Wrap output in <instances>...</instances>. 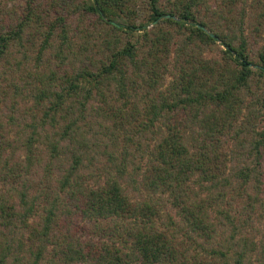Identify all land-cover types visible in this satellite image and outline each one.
Here are the masks:
<instances>
[{
    "label": "trees",
    "instance_id": "1",
    "mask_svg": "<svg viewBox=\"0 0 264 264\" xmlns=\"http://www.w3.org/2000/svg\"><path fill=\"white\" fill-rule=\"evenodd\" d=\"M136 1H84L114 35L100 58L71 53L62 18L42 31L38 72L56 86L36 87L42 114L30 113L25 140L33 166L26 176L0 167V224L13 230L0 229V264H264L263 115L250 102L264 108L251 95L254 76L264 83V43L253 54L241 21L225 33L202 13L207 0H145L150 23L167 25L152 38L129 21ZM32 4L0 25V65L15 47L29 56ZM57 26L63 47L44 62ZM139 31L144 42L131 39ZM216 44V59L185 56Z\"/></svg>",
    "mask_w": 264,
    "mask_h": 264
},
{
    "label": "rangeland",
    "instance_id": "2",
    "mask_svg": "<svg viewBox=\"0 0 264 264\" xmlns=\"http://www.w3.org/2000/svg\"><path fill=\"white\" fill-rule=\"evenodd\" d=\"M28 1L29 0H0V25L2 23L11 24L14 20L17 21L20 19L27 12L26 10L28 7L26 5ZM84 1L86 0H34V5L32 4L31 7L34 10V14H31V20L22 35L24 39L23 50L27 51L29 56L21 58L20 53H18L19 51H17L15 47L14 55L7 56L1 62L0 167L4 168V172L17 174L21 171L19 175H25L24 173L28 172V169L33 166H31V162H29L30 159H27V142L25 140H27L28 129L26 124L29 122L30 113L34 112L38 117L42 114V108L40 109L42 104L39 106L35 102V99L41 101L39 96L41 94L36 91V87H47L49 83L53 87L56 86L55 81H49V79L38 72L41 67L40 62H38L35 57L37 49L44 39L43 34H41L42 31L47 29L49 24L55 22L56 19L62 18L65 23L64 26L67 27L68 37L72 39V43H70L71 53H75L79 56L91 55L95 58H100L102 56L99 50L100 47H102L101 43L103 39H110V37L114 36L113 34L108 35L106 32L107 28L102 27L101 24L98 25L90 15L82 11ZM165 4L169 5L167 4V0H161L162 7H164ZM206 5L202 13L208 20H214L215 22L217 20L225 33L230 32L234 35L236 34L235 31L238 30V21H241L245 36L250 41L249 46L251 52L255 54L258 49H261L264 43V0H235L234 4H230L229 0H207ZM215 9L221 11L227 19L224 20L218 16L216 17L213 12ZM131 11L132 13L129 21L136 24H145L146 30L150 31V34H148L152 38L155 37L161 27H167L165 24H159L157 27L150 23V12L145 0H137L134 6H132ZM105 27L107 26L105 25ZM169 28L172 35L167 43L171 51L174 50L177 44L172 46V42L174 41V28ZM59 30L60 28L57 26L55 34L49 39L51 46H48L44 50V62L53 61L54 56L52 53H55L58 49L63 47L59 46L61 44L60 36L58 35ZM139 32L140 33L135 37H131V39L144 42L143 37L139 36L142 34V31ZM118 36L119 39L122 40L130 38L124 33H119ZM175 41H178L177 38H175ZM145 44L147 48L150 46L149 41H145ZM194 49L196 51L191 50L190 54L185 56L190 57V59L192 55H194L193 58L216 59L222 56V52L220 51L223 47L220 44L214 46L200 45L199 50L197 48ZM64 52H66V50H64ZM13 57L17 58L14 59ZM83 59L84 57L82 59L77 58L78 61L76 65L82 62ZM37 66H39V68ZM251 89L254 92L251 94L253 97L257 95L264 96V83L261 78L254 76L251 81ZM250 96H248V101L254 100V98ZM43 100L48 101V98H44ZM250 102L254 105V111H256L258 115L259 113L263 115L262 122L260 121L258 123L259 127H264V108L255 100ZM45 104H47V102L43 105ZM93 105L94 107L102 106L99 100H94ZM93 114L95 115V113ZM99 120L104 122L106 118L100 117ZM51 131L52 129L47 130L48 133ZM114 131L119 130L114 129ZM40 136L41 138L39 141L35 143L32 142V145H30L35 155L38 153L36 148L44 150V144H42L43 138L41 134ZM100 149L103 148L101 147ZM100 158V162H106V155H102ZM32 161V164H34L35 159ZM38 218V216L35 217L33 221L36 222ZM0 229L3 230L4 234L8 235L7 238H9V235L13 234V230L8 231L9 228H5L3 224H0ZM21 233H24L21 239L25 244L30 245V241L27 240L30 230L23 229ZM253 264H258V262L254 260Z\"/></svg>",
    "mask_w": 264,
    "mask_h": 264
}]
</instances>
